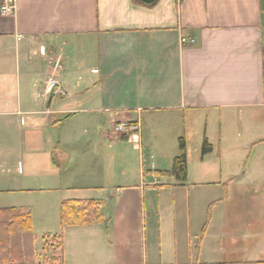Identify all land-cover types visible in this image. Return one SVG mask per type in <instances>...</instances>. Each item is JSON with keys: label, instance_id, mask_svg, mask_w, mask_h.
<instances>
[{"label": "crops", "instance_id": "0c3cea01", "mask_svg": "<svg viewBox=\"0 0 264 264\" xmlns=\"http://www.w3.org/2000/svg\"><path fill=\"white\" fill-rule=\"evenodd\" d=\"M15 3L13 15L0 12V165L17 155L36 170L53 165L62 192L69 180L97 174L76 168L68 175L56 165H121L110 189L98 187V201L114 199L111 219L64 229L65 264H156L146 215L161 223L160 197L176 186H189L191 206L197 188L189 179L180 184L156 173L171 169L146 170V154L158 165L159 151L152 142L146 148L145 126L153 132L165 117L198 118L200 130L175 136L186 138L188 162L207 138L213 151L201 165H264V0ZM50 78L62 93L46 90ZM123 121L141 125L135 140L111 131ZM74 145L82 153L69 164ZM120 178L136 182L120 185ZM36 249L44 254L43 244Z\"/></svg>", "mask_w": 264, "mask_h": 264}, {"label": "rangeland", "instance_id": "374dc122", "mask_svg": "<svg viewBox=\"0 0 264 264\" xmlns=\"http://www.w3.org/2000/svg\"><path fill=\"white\" fill-rule=\"evenodd\" d=\"M115 125L117 122L111 131L121 134L114 129ZM154 126L156 130L153 132H149V128L145 126L144 140L146 148H149L150 142L157 147L159 157L155 155L153 160H157L158 165H151L152 159L146 154V170L152 166L160 170L171 169L173 158L179 153V143L175 136L182 131L189 135L201 128L198 118L194 120L187 118L184 122L182 118L165 117ZM79 135L82 136L83 146L86 147L83 129ZM133 144L136 145L135 141ZM131 147L127 144L122 151L128 153ZM113 148L120 151L121 147L115 145ZM71 149L75 151L74 158H69L68 163L76 164L82 152H78L79 148L75 145ZM249 153H241L239 156L243 155V158L247 159ZM17 156L18 159L9 165H0V209L13 207L31 209L33 231L36 236L35 246L38 249L42 247L44 231L53 229L64 232L65 228L63 229L61 222V206L64 199H100L98 187L110 189L112 182H116L121 168V165H110L112 167L107 166V172L105 165H66L67 163L56 165L60 172L68 175L76 168L90 169L94 172L93 175L97 174L89 180L81 176L77 181L69 180L72 187L62 192L57 189L59 178H54L51 173L53 165L44 163L38 165L39 168L36 170L32 168L33 165H27V157ZM202 156V148L198 147V151L192 152L193 160L191 163L188 162L189 183L195 184L197 188L193 191L191 206L189 186L186 188L176 186L177 192H174L176 188H170L160 197L161 223L159 216L153 217L150 221L151 217L148 218L149 215H146V222L152 224L150 226L152 236L148 242L149 253L154 252L156 264L196 262L211 264L264 260V165H254L255 163L217 165L215 162L201 165ZM117 158V163H120L123 157ZM92 159L84 158V161L90 162ZM135 161L137 163L138 160ZM133 166L136 172H139L140 165ZM100 168L102 172L106 171L107 175L102 172L100 174ZM122 179L120 178V185L136 182L134 181L136 179L131 181ZM86 181H90L89 184L93 187L83 185L87 184ZM102 199L107 201L103 202L102 213L111 219L114 199L111 203L105 196ZM147 212H152L148 205ZM176 238L180 241L178 246H175ZM42 257L41 255L39 260H42Z\"/></svg>", "mask_w": 264, "mask_h": 264}, {"label": "trees", "instance_id": "16d2710c", "mask_svg": "<svg viewBox=\"0 0 264 264\" xmlns=\"http://www.w3.org/2000/svg\"><path fill=\"white\" fill-rule=\"evenodd\" d=\"M213 146L207 138L202 145L203 156L211 153ZM56 162V158H54ZM58 166V165H57ZM158 176L172 175L183 184L188 180V146L185 137L179 139V153L170 171H156ZM103 202L98 200H66L61 206L63 229L71 226H88L102 222ZM33 231L32 211L28 207L0 209V264H65L64 232L46 234L43 238V257L37 252ZM210 264V263H192ZM211 264H264V260L224 262Z\"/></svg>", "mask_w": 264, "mask_h": 264}, {"label": "built area", "instance_id": "2783aa9c", "mask_svg": "<svg viewBox=\"0 0 264 264\" xmlns=\"http://www.w3.org/2000/svg\"><path fill=\"white\" fill-rule=\"evenodd\" d=\"M1 4H0V12L3 15H13L16 12V3L15 0H1ZM58 83L57 80L55 78H50L48 80V84H47V88L46 90L48 92H63L61 89H58ZM141 125L139 124V122L135 123V122H130V121H123L117 125H115V130L117 132H120L123 135H129V139H133L135 140V133L140 131ZM134 134V135H133ZM132 136L134 138H132Z\"/></svg>", "mask_w": 264, "mask_h": 264}, {"label": "water", "instance_id": "95a60500", "mask_svg": "<svg viewBox=\"0 0 264 264\" xmlns=\"http://www.w3.org/2000/svg\"><path fill=\"white\" fill-rule=\"evenodd\" d=\"M147 2H149L150 0H146ZM154 1V0H151V2Z\"/></svg>", "mask_w": 264, "mask_h": 264}]
</instances>
